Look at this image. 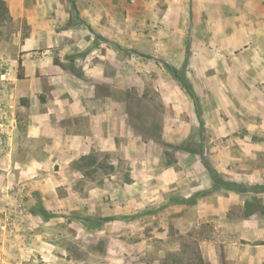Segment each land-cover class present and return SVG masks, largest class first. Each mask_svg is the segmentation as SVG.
<instances>
[{
	"label": "rangeland",
	"instance_id": "rangeland-1",
	"mask_svg": "<svg viewBox=\"0 0 264 264\" xmlns=\"http://www.w3.org/2000/svg\"><path fill=\"white\" fill-rule=\"evenodd\" d=\"M145 12L136 0H0V264H216L200 250L214 229L194 225L190 204L180 213L189 223L179 235L171 221L179 213L166 212L165 192L152 177L172 164L187 174L207 168L206 142L227 134L232 110L218 100L224 123L210 130L201 107L211 104L191 95L184 72L154 55ZM99 64L109 79L113 64L122 65L124 88L101 86L105 99L96 104L122 112V134L117 120L115 152L72 161L70 120L59 119L55 140L50 128L42 138L32 131L40 121L51 125L50 110L71 112L55 103L71 101L67 79L49 87L55 68L62 79L85 81ZM77 125V132H90L85 120ZM160 156L150 166L144 161ZM259 182L245 188L263 194L252 204L264 201ZM222 185L242 189L229 179Z\"/></svg>",
	"mask_w": 264,
	"mask_h": 264
},
{
	"label": "crops",
	"instance_id": "crops-1",
	"mask_svg": "<svg viewBox=\"0 0 264 264\" xmlns=\"http://www.w3.org/2000/svg\"><path fill=\"white\" fill-rule=\"evenodd\" d=\"M136 4L147 10L140 17L151 26L149 40L154 55L174 70L184 72L191 95L211 104L210 108L201 107L210 120V130L224 123L218 100L227 99L226 108L232 110L225 126L227 134L222 138L211 135L206 142L210 151L204 161L207 168L198 165L187 174L172 164L161 177L153 173V181L165 192L166 212L179 213L178 219L171 220L172 225L178 228L179 235H184L185 229L181 228L189 222L180 213L193 204L194 225L214 229V238L200 240L204 260L214 259L216 264H264V201L259 206L251 200L263 194L252 195L245 190L260 180L264 182V0H136ZM102 66L87 70L85 81L71 76L62 79L56 67L49 87L58 89V82L67 79L65 91L71 101L56 99L55 103L69 105L71 112L65 116L59 110H50L51 127L40 121L32 131L34 137L42 138L50 128L52 140L58 139L59 119L66 117L73 124V132L67 133L72 161L81 154L85 157L115 152L117 120L118 136L122 134V112L117 113L115 107L106 111L96 106L105 99L99 94L101 86L109 85L112 91L124 88L122 65L113 64L112 79ZM24 94L21 96L27 97ZM81 119L88 122L90 132L76 131L80 130L77 123ZM163 159L145 157L144 161L150 166ZM221 178L242 189L218 186ZM179 250L180 245L174 246L173 251Z\"/></svg>",
	"mask_w": 264,
	"mask_h": 264
},
{
	"label": "trees",
	"instance_id": "trees-1",
	"mask_svg": "<svg viewBox=\"0 0 264 264\" xmlns=\"http://www.w3.org/2000/svg\"><path fill=\"white\" fill-rule=\"evenodd\" d=\"M85 158H87V157H85ZM85 158H84V159H85Z\"/></svg>",
	"mask_w": 264,
	"mask_h": 264
}]
</instances>
